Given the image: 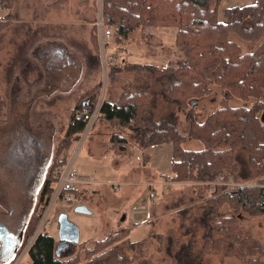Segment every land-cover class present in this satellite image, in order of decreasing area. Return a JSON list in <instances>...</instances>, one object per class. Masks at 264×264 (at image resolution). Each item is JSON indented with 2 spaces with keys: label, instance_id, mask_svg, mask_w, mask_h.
<instances>
[{
  "label": "rangeland",
  "instance_id": "obj_1",
  "mask_svg": "<svg viewBox=\"0 0 264 264\" xmlns=\"http://www.w3.org/2000/svg\"><path fill=\"white\" fill-rule=\"evenodd\" d=\"M254 2L255 0H221L217 9L218 20L224 21L225 10ZM7 12L9 16H6ZM95 20L94 0H11L9 9L0 4V22L3 25L0 28V124L9 119L10 93L16 84L13 80L18 77L17 88L20 92L16 94L20 101L29 102L37 92L44 94L32 105L29 123L36 125L43 119L48 120L53 129V156L64 136L71 111L78 103L81 104V98H89V107L92 108L100 98L104 102H116L129 84L147 90L159 89L157 81L146 71L123 70L114 73L112 78L103 71L96 60V54H100L93 38ZM175 34V28H151L134 32L130 35L132 40L128 44L130 56L134 58L128 61L134 64L149 61L160 67H165L168 63L176 64L182 56L173 45ZM230 40L238 45L242 53L251 50V44L236 36H231ZM51 42L63 44L71 56L82 63L79 79L68 93L59 92V88L47 93L52 87L47 83L48 79L45 80L41 64L43 59L37 55V49ZM115 48L118 47L108 44L106 56H110ZM118 58L116 66L126 64L123 63L122 56ZM137 58L146 61H138ZM220 100L221 92L214 87L211 96L195 102L192 108L195 110L196 120L203 121L217 108ZM228 103L231 107L247 105L234 97H230ZM165 107L162 102L159 103V110L163 114ZM176 116V131L181 136H187L189 123L184 112L176 113ZM258 116L264 123V112ZM115 136L126 139L124 144L119 142L117 146L112 143ZM183 146L188 150L202 148L193 139H186ZM68 154L69 159L76 154L74 165L78 174L84 178H93L95 183L86 189V200L82 203L91 214L74 213L78 202L69 204L61 199L48 211L42 230L52 235L55 243H58L57 219L60 214H66L79 230L78 243L57 253L59 259L69 260L79 256L80 264H83L82 244L85 243V248L90 249L96 240L103 239L110 232L124 230L127 243L137 242L134 247L125 245L118 250L121 256L128 259L126 264H176V259L178 264H194V258L189 257L190 253L198 257L196 260L200 264H243L236 256L224 255L225 248H220L215 253L199 250L203 243L200 239L203 232L196 226L197 219L202 216L207 200L214 198L211 196L219 194L221 190L213 192L207 187L208 184L201 182L167 184L166 178L171 174L169 144L139 149L125 127L116 121L105 122L98 117L87 139L83 143L78 139ZM243 161L242 158L238 159L240 165ZM147 185L151 187L148 188ZM149 194H153L154 198H149ZM146 201L150 206L146 215H135L132 218L134 209ZM42 207L43 202L38 206L37 212ZM218 213L220 220L236 212L224 200ZM240 214L237 223L254 241L264 246V215L248 212ZM39 221L41 219L38 217ZM38 224L36 230L39 228ZM31 237L32 233L28 238L26 236L23 241L26 243L16 257L23 256ZM258 258L264 264V255H258ZM28 263L29 259L25 256L21 264Z\"/></svg>",
  "mask_w": 264,
  "mask_h": 264
},
{
  "label": "trees",
  "instance_id": "obj_2",
  "mask_svg": "<svg viewBox=\"0 0 264 264\" xmlns=\"http://www.w3.org/2000/svg\"><path fill=\"white\" fill-rule=\"evenodd\" d=\"M10 1L0 0V4L9 9ZM220 2L103 0V11L110 17L111 44L116 47L126 45L131 40L130 35L138 30L175 28L174 48L182 57L176 64L168 63L165 67L109 65L110 77L123 70L146 71L157 81L159 89L147 90L129 84L116 102H103L99 118L105 122L116 121L125 127L139 149L169 144L171 174L166 180L170 183L209 184L221 174L227 180L233 179L242 185L213 190L221 192L207 200L196 223L203 232L199 250L215 253L225 248L224 255L236 256L243 264H262L261 257L257 259V256L264 255V246L248 235L238 224V219L241 212L264 215V165H257L264 161V123L258 116L264 112V0L225 10L223 22L218 20ZM2 26L0 22V28ZM231 36L251 44V50L242 53L238 45L230 40ZM93 38L97 48L95 31ZM96 60L101 66L100 55L96 54ZM214 87L219 88L221 100L215 110L198 122L191 103L211 96ZM230 97L247 105L231 107L228 103ZM160 102L166 105L164 114L159 110ZM80 109L82 107L78 103L71 111L37 206L50 200L55 187L53 173L57 167L67 163L68 153L85 127L84 121L75 116V111ZM180 112H184L189 123L187 136H181L176 131V113ZM186 139L199 142L202 148L185 149L183 144ZM125 140L115 136L112 143L119 146L118 143L124 144ZM239 158L244 159L241 165ZM86 191L74 194L79 205L86 200ZM224 200L236 213L219 220L218 210ZM36 212L37 209L27 238L34 234L39 223ZM127 241L126 231L120 230L96 240L90 249L82 244L83 264H126L128 259L121 256L118 250L125 245L135 246ZM27 257L28 264H80L79 256L69 260L59 259L55 252V238L44 230L34 240ZM189 257L194 258V264H200L193 253Z\"/></svg>",
  "mask_w": 264,
  "mask_h": 264
},
{
  "label": "flooded vegetation",
  "instance_id": "obj_3",
  "mask_svg": "<svg viewBox=\"0 0 264 264\" xmlns=\"http://www.w3.org/2000/svg\"><path fill=\"white\" fill-rule=\"evenodd\" d=\"M37 55L43 59L45 80L51 87L69 81L76 85L80 63L61 43L42 45ZM13 81L9 119L0 124V224L6 230L0 229V237L6 238L0 239V264H9L24 244L53 157L48 120L29 123L32 105L44 94L37 92L29 102L20 101L19 78ZM72 246L55 243L56 254Z\"/></svg>",
  "mask_w": 264,
  "mask_h": 264
},
{
  "label": "built area",
  "instance_id": "obj_4",
  "mask_svg": "<svg viewBox=\"0 0 264 264\" xmlns=\"http://www.w3.org/2000/svg\"><path fill=\"white\" fill-rule=\"evenodd\" d=\"M96 5V20L94 23V31L97 38V44L99 48L100 54V62L103 71L108 73L109 65H116L117 59L114 54L110 56H106V47L108 44L112 42V29L110 25V17L104 13L103 11V0H94ZM103 90V89H101ZM99 102V103H98ZM104 100L99 99L95 106H93L89 110H76L75 116L76 118H80L84 121L85 127L80 134L79 142H84L87 139L88 133L91 132L92 128L95 125L96 120L99 117L100 109L103 104ZM75 156L71 159L67 160V163L63 166H59L55 169L53 173V177L55 179V187L52 192L50 200L47 204H44V207L37 212L39 219V228L36 232L32 235L31 239L28 242L26 249L24 250L23 256L14 257V259L9 264H21L22 259L27 256L30 247L32 246L34 240L42 230L43 226L47 221V217L49 214V209L51 210L53 204L58 200L61 199L65 203H73L76 202L75 193H79L87 188L91 187L95 182L93 178H84L78 174L77 169L75 168ZM258 166L264 165V161L261 163H257ZM212 190H215L218 187L226 186L235 188L238 186H242L237 184L233 181V179H226L223 175H217L214 182L208 184ZM148 188L151 185H147ZM117 188V187H116ZM149 198L153 199L154 195L149 194ZM149 203L143 202L141 203L134 211L132 212V218L135 215H145L149 209ZM49 211V212H48ZM47 215V216H46ZM46 216V218H45ZM22 254V253H21Z\"/></svg>",
  "mask_w": 264,
  "mask_h": 264
},
{
  "label": "water",
  "instance_id": "obj_5",
  "mask_svg": "<svg viewBox=\"0 0 264 264\" xmlns=\"http://www.w3.org/2000/svg\"><path fill=\"white\" fill-rule=\"evenodd\" d=\"M193 103H191V107H193ZM74 213L77 214H91L85 206L83 205H77L74 207ZM57 224H58V233H57V239L59 244L63 245H76L79 241V230L75 224L69 221L68 217L66 214H60L57 219ZM0 229L3 231H6L4 227L0 224ZM1 234V233H0ZM3 235V234H1ZM1 240L4 239V237H0ZM6 238L4 239V241ZM57 250L55 249V252Z\"/></svg>",
  "mask_w": 264,
  "mask_h": 264
},
{
  "label": "crops",
  "instance_id": "obj_6",
  "mask_svg": "<svg viewBox=\"0 0 264 264\" xmlns=\"http://www.w3.org/2000/svg\"><path fill=\"white\" fill-rule=\"evenodd\" d=\"M132 40V39H131ZM131 40L125 45V46H121V47H118V48H115V51L112 53V54H114L115 55V57H116V59H117V62H118V60H119V56H122L123 57V59L122 60H124L123 61V63H126V64H134V63H132V62H129L128 61V59H133L132 58V56H130V50H129V48H128V44L131 42ZM175 40V39H174ZM54 43H56V42H51V43H49V44H54ZM63 45V44H62ZM174 45V44H173ZM64 46V45H63ZM65 47V46H64ZM66 48V47H65ZM67 49V48H66ZM111 54V55H112ZM140 54V53H139ZM140 56H141V54H140ZM137 60L138 61H146L145 59H139V58H137ZM81 63V62H80ZM119 63H121V62H119ZM142 63V62H141ZM141 63H137V64H141ZM82 64V63H81ZM144 64H147V65H153V66H156V67H160V66H157V65H155V64H152L151 62H147V63H144ZM83 67V66H82ZM161 67H163V66H161ZM44 69V68H43ZM83 69V68H82ZM82 71V70H81ZM81 71H80V74H81ZM80 74H79V76H80ZM71 81H69V82H60L59 84H58V86L55 88V90L56 89H58L59 88V92H62V93H68V92H70L71 91V89H72V86L74 85V84H71L70 83ZM55 86V85H54ZM74 88V87H73ZM52 91H54V88L52 87L51 88V90L49 91V92H47V93H50V92H52ZM40 96V95H39ZM83 98H81L80 99V101H81V107H82V109H84V110H89V109H91V107H89V104H90V100H89V98H87L86 96L84 97V99L82 100ZM89 107V108H88ZM167 184H170L168 181H167ZM146 215V214H145ZM140 242V241H139ZM131 243H137V242H131ZM58 257V256H57Z\"/></svg>",
  "mask_w": 264,
  "mask_h": 264
}]
</instances>
